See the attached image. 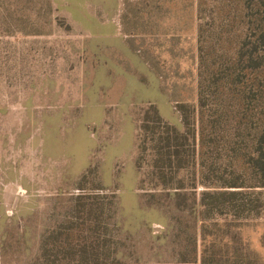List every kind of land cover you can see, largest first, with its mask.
<instances>
[{"label":"rangeland","instance_id":"1","mask_svg":"<svg viewBox=\"0 0 264 264\" xmlns=\"http://www.w3.org/2000/svg\"><path fill=\"white\" fill-rule=\"evenodd\" d=\"M263 32L264 0H0L17 54L1 66L37 58L28 82L49 90L42 107H0V264H176L197 232L200 249L191 208L219 189L214 162L243 194L206 218L238 211L263 263L264 187L245 165L261 144L242 141L234 170L212 125L223 60L264 54Z\"/></svg>","mask_w":264,"mask_h":264},{"label":"trees","instance_id":"2","mask_svg":"<svg viewBox=\"0 0 264 264\" xmlns=\"http://www.w3.org/2000/svg\"><path fill=\"white\" fill-rule=\"evenodd\" d=\"M262 34L264 37V32ZM256 53L246 54L245 58L240 54L234 58L227 56L223 60L221 68L224 67L226 71L228 70V76L221 81L217 87V92L212 94L215 105L212 112L214 114L212 125L216 126V122H220V120L226 124L223 132L228 134L227 152L229 158L227 161L230 163L229 167L232 166L234 161L239 160L238 155L241 150H238V147L242 145V141L261 144L260 153H257L256 156L253 155L252 161L247 162L245 165H249L247 170L255 174L256 183L264 187V54L259 56L255 55ZM238 67L239 73L251 69L249 75L246 73L248 77H245V74H238ZM249 83L250 86H248ZM203 85L205 84L200 82L202 91H199V102H202V105L205 104L201 95L204 93ZM251 105H254V107ZM253 118H255L256 123ZM244 131L246 134H243ZM214 163L211 168H207L208 173L204 174L209 179L216 177L219 189L204 193V196H207L208 203L205 198H202L197 206L191 208V214L194 215L195 221L197 215L200 213L202 215L201 224L197 229L200 235V249L197 246V232L188 238L187 245L176 257V264H255L249 259L252 250H250L249 244L242 239L240 233L241 222L239 221L240 213L238 211L233 213L234 219L230 221L226 219L222 222L217 220L208 222L206 218L207 215L210 216V210L217 211L218 205L221 207L235 202L237 197L243 194L232 190L242 188L243 183H238L236 177H225L226 167L222 169V165L216 166ZM234 170L236 169L234 168ZM177 195L180 196L181 194ZM200 205L204 208L201 212L196 208ZM231 206L235 208L232 204ZM82 253L85 256L90 254L86 251ZM101 254L106 255L107 253ZM76 264H79V262ZM80 264L125 263L117 261L113 263L82 262ZM258 264H264V262Z\"/></svg>","mask_w":264,"mask_h":264},{"label":"crops","instance_id":"3","mask_svg":"<svg viewBox=\"0 0 264 264\" xmlns=\"http://www.w3.org/2000/svg\"><path fill=\"white\" fill-rule=\"evenodd\" d=\"M124 17H127V15H124ZM30 37L33 38V36ZM31 38L29 41H22L18 44H20L25 50L31 51L33 44L37 45L38 43L36 39ZM28 45L29 49L27 48ZM34 49L36 50L37 47L35 46ZM15 51L16 48L14 46L11 47L7 45V39H4L2 43L0 42V56L2 54H9L6 57V60H10L12 58L16 59L17 54ZM28 59L29 58H24L23 63L17 67L12 65L3 67L1 66L2 64H0V75L21 77L24 81H26V83L24 82L20 84H7V81L5 84H2L0 82V107H18L32 110L44 106L42 97L47 98L49 90L42 85L34 83L32 80L28 82L30 79L39 75L37 67L38 59H31V62Z\"/></svg>","mask_w":264,"mask_h":264}]
</instances>
